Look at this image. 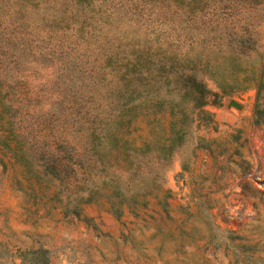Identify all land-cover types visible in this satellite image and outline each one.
Wrapping results in <instances>:
<instances>
[{"label": "rangeland", "instance_id": "obj_1", "mask_svg": "<svg viewBox=\"0 0 264 264\" xmlns=\"http://www.w3.org/2000/svg\"><path fill=\"white\" fill-rule=\"evenodd\" d=\"M137 2L162 11L210 4L205 0ZM99 3L0 0V15L17 11L31 35L40 37L45 34L42 23L59 18L60 8H95ZM123 6L115 10L120 26L128 23L120 12ZM165 15L156 22L166 21L169 14ZM240 16L235 23L245 27L236 28L238 33L249 36L246 53L196 41L180 40L170 46L159 37L151 41L158 46L153 52L156 57L175 47L194 58L189 70L210 93L200 108L178 101L153 104L152 92L174 98L176 91L161 83L151 86V73L144 79L139 111L119 125L118 136L136 144L163 141L169 121L183 133L166 156L144 150L136 168L125 169L121 145L109 151L115 168L108 167L107 174L117 177L126 194L137 192L127 204L109 195L108 175L102 177L98 155L90 161L88 179L82 169L69 166L78 157L75 145L53 150L47 137L29 133L23 138L25 146L30 153L40 152L29 167L38 174L29 172L15 158L2 112V104H11L17 89L9 93L0 87V264H264V184L251 180L256 167L259 173L264 171V2ZM172 19L179 18L172 14ZM227 23L230 28L235 24ZM24 67H34L27 79L29 94L38 98L30 104V115L34 123L45 120V115L48 120L52 107L38 95V88L42 82L48 84L51 67L34 61ZM151 71L155 67L149 63ZM155 86L158 89L153 90ZM201 109L211 112L210 118ZM63 132L72 144L77 143L68 127ZM42 162L48 167L56 164V178L44 171ZM91 186L95 191L86 193ZM118 208L120 213H114Z\"/></svg>", "mask_w": 264, "mask_h": 264}, {"label": "trees", "instance_id": "obj_2", "mask_svg": "<svg viewBox=\"0 0 264 264\" xmlns=\"http://www.w3.org/2000/svg\"><path fill=\"white\" fill-rule=\"evenodd\" d=\"M137 1L100 0L95 8H60L63 11L58 12L59 18L46 19L42 23L45 34L40 37L31 35L28 23L17 11L9 12L4 17L0 15V87L9 93L17 89L13 93V102L2 104L6 133L13 141L16 160L24 163L29 172L38 174L35 170H29L34 156L40 154L30 153L25 146L23 138L29 133L47 137L54 144L53 150L58 146L68 148L75 145L79 150L78 157L70 160L69 166L82 169L81 173L87 178L92 167L90 161L95 154L98 155L100 170L104 174L102 177L108 175L105 179L109 182V195L126 204L127 200L135 199L137 192L126 194L119 186L117 177L115 179L112 173L107 174L108 167L115 168L108 157L109 151L121 145L125 169L136 168V161L144 150H150L154 156L161 152L166 156L183 133L181 127L176 128L169 121L163 141L136 144L130 138L118 136L119 125L139 111L145 94L144 79L152 74L151 86L161 83L162 87L170 86L176 91L174 98L152 92L153 104L162 103L163 100L178 101L200 108L210 93L189 70L194 58L178 53L175 47L167 54L158 52L161 57H156L153 52L158 46L151 41L159 37L169 46L178 44L180 40L188 43L196 41L222 45L226 51L235 54L246 53L250 49V44L246 42L249 36L244 32L238 33L236 28L243 31L245 27L236 23L246 10L264 2L205 0L210 2L205 7L188 6L162 11L142 7ZM189 1L198 4L200 0ZM119 6H123L120 12L122 18L128 21L126 26H120L119 15L115 12ZM166 12L169 14L167 20L156 22L161 16H166ZM172 14L179 19L173 21ZM226 20L236 23L230 28ZM159 48L162 49L161 46ZM197 60L202 61L199 57ZM30 61L51 67L48 84L41 83L38 95L50 102L52 110L48 120L45 115V120L38 118L36 123L30 115V104L38 98L29 94L27 79L34 67L30 70L24 67ZM149 63L155 67L154 72H148ZM155 87L153 90L158 89ZM258 110L256 105V113ZM201 112L210 118L211 112L205 109H201ZM66 127L75 134L73 139L77 143L72 144L65 138L63 129L66 130ZM80 156L82 159L75 161ZM42 166L51 177L55 176L56 164L48 167L47 162H42ZM94 191L93 186L86 189L88 194ZM120 211L118 208L114 213Z\"/></svg>", "mask_w": 264, "mask_h": 264}, {"label": "built area", "instance_id": "obj_3", "mask_svg": "<svg viewBox=\"0 0 264 264\" xmlns=\"http://www.w3.org/2000/svg\"><path fill=\"white\" fill-rule=\"evenodd\" d=\"M251 180L257 185L264 184V171L263 173H259V170L256 167L251 174Z\"/></svg>", "mask_w": 264, "mask_h": 264}, {"label": "water", "instance_id": "obj_4", "mask_svg": "<svg viewBox=\"0 0 264 264\" xmlns=\"http://www.w3.org/2000/svg\"><path fill=\"white\" fill-rule=\"evenodd\" d=\"M229 103H230V104H232V105H234V106H237V107L239 106V104H238V103H236V102H235V101H233V100H230V101H229Z\"/></svg>", "mask_w": 264, "mask_h": 264}]
</instances>
